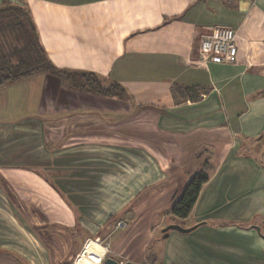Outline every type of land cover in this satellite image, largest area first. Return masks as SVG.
I'll return each mask as SVG.
<instances>
[{"label":"crops","instance_id":"1","mask_svg":"<svg viewBox=\"0 0 264 264\" xmlns=\"http://www.w3.org/2000/svg\"><path fill=\"white\" fill-rule=\"evenodd\" d=\"M4 4L29 12L56 68L93 73L104 86L126 90L124 98L101 97L42 72L0 85V178L14 196L43 195L36 208L42 219L51 212L53 226H76L65 193L42 175L53 163L46 132L62 131L60 142L68 145L95 137L85 146L102 149L128 141L137 158L144 141L148 178L188 179L204 165L209 176L191 212L202 223L183 225L196 227L191 234L170 231L164 264H264V0ZM216 27L237 33L233 64L200 53L202 38ZM181 87L205 93L182 98L174 92ZM12 251L1 250L0 264Z\"/></svg>","mask_w":264,"mask_h":264},{"label":"rangeland","instance_id":"2","mask_svg":"<svg viewBox=\"0 0 264 264\" xmlns=\"http://www.w3.org/2000/svg\"><path fill=\"white\" fill-rule=\"evenodd\" d=\"M13 20L12 17L0 19L1 52L7 55L10 68L17 66L20 58L15 54L24 49V40L16 41L19 29L12 27ZM8 74L9 71H0V81ZM9 83L11 81L3 85ZM67 130L66 140L69 134H73ZM147 133L144 131L140 135L147 136ZM62 134V131L52 129L46 132L53 163H45L48 168L42 175L65 193L63 197L76 213V226H53L50 222L53 213H44L42 219L40 210L36 209L40 208L43 195L19 193L16 197L0 178V252L13 250L11 255L7 253L11 258L2 257V261L7 264H77L89 255L86 248L94 241L107 250L102 264L107 258H114L122 264L126 261L164 264V248L168 240L164 228L173 224L184 227L185 224L202 223L195 214H190L189 221L184 224L172 215L173 203L192 176L178 180L148 178L152 164L147 160L144 141L139 142L138 152L142 156L137 158L131 156V148L124 145L128 141L116 148L102 149L101 146H85L86 141L94 145L95 137L92 140L75 137L70 145L68 141L63 144L60 142ZM36 136L34 132L33 137ZM133 158L137 162H132ZM175 182H178L177 187Z\"/></svg>","mask_w":264,"mask_h":264},{"label":"trees","instance_id":"3","mask_svg":"<svg viewBox=\"0 0 264 264\" xmlns=\"http://www.w3.org/2000/svg\"><path fill=\"white\" fill-rule=\"evenodd\" d=\"M14 19L13 28L19 29L16 41L23 44V51L17 55L20 60L17 66L10 68L7 62V55L4 54L0 47V71H9L8 76L0 81V85L8 81L16 82L22 78L29 77L36 73H49L58 76L67 82L70 88L82 92L91 93L101 97H118L124 98L126 90L117 83L104 86L100 79L93 73L89 72H68L56 68L49 60L44 51L36 26L30 17L29 12L21 6L14 4H4L0 7V19ZM17 21V22H16ZM10 27V26H9ZM22 35V37L20 36ZM71 78V79H70ZM174 92L184 98L189 97L192 100H199L205 93L195 87L174 88ZM209 180L207 166L196 172L187 182L181 196L173 203L171 213L175 217L185 219L190 216L196 202L199 199L204 184Z\"/></svg>","mask_w":264,"mask_h":264},{"label":"built area","instance_id":"4","mask_svg":"<svg viewBox=\"0 0 264 264\" xmlns=\"http://www.w3.org/2000/svg\"><path fill=\"white\" fill-rule=\"evenodd\" d=\"M237 33L229 27H216L204 35L200 51L204 59L220 64H233L237 60Z\"/></svg>","mask_w":264,"mask_h":264},{"label":"bare ground","instance_id":"5","mask_svg":"<svg viewBox=\"0 0 264 264\" xmlns=\"http://www.w3.org/2000/svg\"><path fill=\"white\" fill-rule=\"evenodd\" d=\"M101 245H99L98 243H96L94 241H91V243L88 244V246L86 248V251L89 255L87 257H84L83 259L79 260L77 262V264H102L103 259H104V255H105L104 251H107V250L105 247H103ZM101 250H102V252H100Z\"/></svg>","mask_w":264,"mask_h":264},{"label":"water","instance_id":"6","mask_svg":"<svg viewBox=\"0 0 264 264\" xmlns=\"http://www.w3.org/2000/svg\"><path fill=\"white\" fill-rule=\"evenodd\" d=\"M195 228H196L195 226L190 227V228H184L180 225L173 224V225H169L168 227L164 228L163 232L165 233L166 237H168L170 230H178L182 233H189V232L193 231ZM257 229L260 230L259 227H257ZM263 237H264V235H263ZM104 264H122V263H120L118 260H116L114 258H107L104 261ZM123 264H136V263H134L132 261H126Z\"/></svg>","mask_w":264,"mask_h":264}]
</instances>
